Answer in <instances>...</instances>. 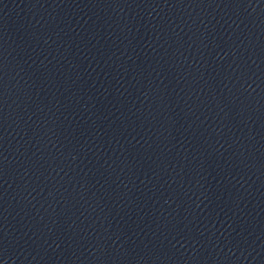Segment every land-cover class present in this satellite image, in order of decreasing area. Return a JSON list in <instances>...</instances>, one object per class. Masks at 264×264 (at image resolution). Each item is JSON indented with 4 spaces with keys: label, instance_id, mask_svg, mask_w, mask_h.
Instances as JSON below:
<instances>
[{
    "label": "water",
    "instance_id": "1",
    "mask_svg": "<svg viewBox=\"0 0 264 264\" xmlns=\"http://www.w3.org/2000/svg\"><path fill=\"white\" fill-rule=\"evenodd\" d=\"M0 264H264V0H0Z\"/></svg>",
    "mask_w": 264,
    "mask_h": 264
}]
</instances>
